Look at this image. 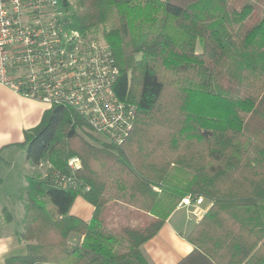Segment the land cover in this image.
I'll list each match as a JSON object with an SVG mask.
<instances>
[{
  "label": "trees",
  "instance_id": "16d2710c",
  "mask_svg": "<svg viewBox=\"0 0 264 264\" xmlns=\"http://www.w3.org/2000/svg\"><path fill=\"white\" fill-rule=\"evenodd\" d=\"M59 2L66 30L110 47L114 92L136 118L121 145L86 139L91 128L64 106L26 131L27 161L44 173L21 192L27 252L5 264H150L142 246L200 198L211 207L188 236L196 251L213 264H264V0ZM69 176L81 186L61 187ZM78 197L94 208L89 222L71 214ZM120 206L142 224L110 226Z\"/></svg>",
  "mask_w": 264,
  "mask_h": 264
},
{
  "label": "built area",
  "instance_id": "2783aa9c",
  "mask_svg": "<svg viewBox=\"0 0 264 264\" xmlns=\"http://www.w3.org/2000/svg\"><path fill=\"white\" fill-rule=\"evenodd\" d=\"M60 15L59 0H0V84L49 108L74 109L95 134L121 145L133 129L136 106L114 92L120 70L112 51L101 37L66 30ZM79 167L78 158L69 161L72 173ZM58 182L65 189L81 186L73 176ZM202 204V198L195 202Z\"/></svg>",
  "mask_w": 264,
  "mask_h": 264
},
{
  "label": "crops",
  "instance_id": "0c3cea01",
  "mask_svg": "<svg viewBox=\"0 0 264 264\" xmlns=\"http://www.w3.org/2000/svg\"><path fill=\"white\" fill-rule=\"evenodd\" d=\"M49 109L0 84V248L7 249L0 251V264L27 252V245L18 236L25 215L21 192L27 177L41 168H33L27 161L25 133L38 127ZM199 207L202 212L197 214L194 208L180 205L159 233L142 246L150 264H213L188 240L211 204L204 201ZM93 211L83 197H78L71 208L72 215L87 222Z\"/></svg>",
  "mask_w": 264,
  "mask_h": 264
},
{
  "label": "rangeland",
  "instance_id": "374dc122",
  "mask_svg": "<svg viewBox=\"0 0 264 264\" xmlns=\"http://www.w3.org/2000/svg\"><path fill=\"white\" fill-rule=\"evenodd\" d=\"M97 37H101L102 38V35L97 34V36L91 37V38H97ZM87 132L91 133L94 136V138L96 139L95 140L96 143H98V144H101V142L108 143V141L105 138L95 134L89 128H84V129L81 130L82 135L85 136L86 139L92 141L91 138L87 136V134H86ZM43 173H44V170L40 169V170L35 171L32 175L31 174L30 175L33 176V175L43 174ZM182 203H181V205H184ZM188 207L194 208L193 212H195V210H198V209L201 211L200 207H197L195 205V202H191L190 205H188ZM108 218H109V221H108L109 225L113 226L115 228H117L118 226L125 225L128 222H131L134 225H138V224L141 225L142 222L144 221V217L143 216L139 217V215H137L135 213V211H132L130 208H127V207H124V206L115 207L112 210H110ZM134 225H130V226L133 227Z\"/></svg>",
  "mask_w": 264,
  "mask_h": 264
},
{
  "label": "clouds",
  "instance_id": "9594fccd",
  "mask_svg": "<svg viewBox=\"0 0 264 264\" xmlns=\"http://www.w3.org/2000/svg\"><path fill=\"white\" fill-rule=\"evenodd\" d=\"M7 249L6 248H0V251H6Z\"/></svg>",
  "mask_w": 264,
  "mask_h": 264
}]
</instances>
